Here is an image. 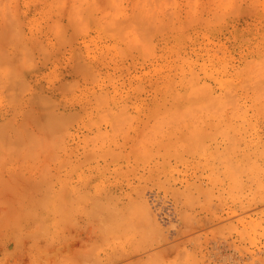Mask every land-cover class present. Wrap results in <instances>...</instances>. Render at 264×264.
Listing matches in <instances>:
<instances>
[{"label":"rangeland","instance_id":"1","mask_svg":"<svg viewBox=\"0 0 264 264\" xmlns=\"http://www.w3.org/2000/svg\"><path fill=\"white\" fill-rule=\"evenodd\" d=\"M0 112V264H264V0H0Z\"/></svg>","mask_w":264,"mask_h":264},{"label":"bare ground","instance_id":"2","mask_svg":"<svg viewBox=\"0 0 264 264\" xmlns=\"http://www.w3.org/2000/svg\"><path fill=\"white\" fill-rule=\"evenodd\" d=\"M145 14H147L146 11H145ZM176 96H177L176 99H175V97H174V99H175L176 101L178 100V101H179L178 103L181 104L182 101L184 100V98H183L181 95H179V96L176 95ZM180 96H181L182 99H183V100L180 99L181 101H180L179 99H177V98H181ZM171 99L174 100L172 97H171ZM189 99H190V98H189ZM208 99H209V98H208ZM208 99H206V101H207L206 103H207V104H209L210 102H213L212 100H209V101H208ZM208 102H209V103H208ZM182 104L185 105L184 101H183ZM184 105H181V106H184ZM189 105H190V106H189ZM189 105H188V103H187L186 106L183 107V108H186V109L188 108L189 110H191V109H192V108H191V107H192L191 105H193V104H190V103H189ZM177 106H178V105H177ZM188 106H189L191 109H190ZM193 106L195 107V105H193ZM194 107H193V108H194ZM183 108L180 107V109H181L182 111H185L186 109L183 110ZM196 108H199V109H200V107H196ZM202 108H203V107H202ZM188 109H187V110H188ZM172 110H175V112L177 113V116H176V117L181 116V117H179V118L182 119V115H183V114L181 115V114L179 113V111H178L179 109L176 110V107L174 108V106H173V109L171 108V111H172ZM181 110H180V111H181ZM192 110H193V109H192ZM192 110H191V113H192ZM195 110H197V109H195ZM171 111H170V114L168 115V116H170V117H169V120H170L169 125H170L171 129H175V126H176V125H174V122H176L175 119H177V118H175L174 116H175L176 113L173 111L175 114H174V113L171 114ZM188 112H190V111H188ZM193 112H194V111H193ZM196 112H198V111H195V113H196ZM0 113H1V114H4L5 112H4V113L0 112ZM191 113H189L188 116H190V115L192 116ZM1 114H0V115H1ZM193 114H194V113H193ZM185 115H187V112H186ZM194 115H195V114H194ZM183 116H184V115H183ZM2 117H3V116H2ZM186 117H187V116H186ZM186 117H183V118L186 119ZM189 118H190V117H189ZM180 119H178V120H180ZM178 120H177V125L179 124ZM187 120H188V118H187ZM181 121H182V120H181ZM185 121H186V120H185ZM182 122H184V120H183ZM176 129H177V128H176ZM194 129H195V128H194ZM47 152H48V151H47ZM47 154H48V153H47ZM46 156H47V155H46ZM20 158H22V157H20ZM41 158H42V157H41ZM41 158H39V159H41ZM42 159H43V158H42ZM18 231H19V230H18ZM34 232L36 233V231H34ZM37 232H38V231H37ZM15 233H16V232H15ZM15 233H14V234H15ZM25 233H27V231H26ZM7 234H8V233H7ZM10 234H11V233H10ZM18 236H19V235H18ZM24 236H25V235H24ZM31 236H32V235H31ZM31 236H30V238H31ZM36 236H37V235H36ZM41 236H42V235H41ZM69 236H70V235H69ZM45 237H46V236H45ZM87 237H88V235H87ZM32 238H33V237H32ZM32 238H31V239H32ZM38 238H39V237H38ZM38 238H37V239H38ZM67 238H68V237H67ZM90 238H91V237H90ZM14 239H15V236H14ZM14 239H13V240H14ZM19 239H20V238H19ZM42 239H43V237H42ZM72 239H73V238H72ZM77 239H78V238H77ZM80 240H81V239H80ZM15 241H16V240H15ZM17 241H19V240H17ZM17 241H16V242H17ZM33 241H34V243L36 242V241H35V238H34ZM33 241H32L31 243H33ZM76 241H77V240H76ZM78 241H79V240H78ZM31 243H30V244H31ZM36 243H37V242H36ZM3 244H4V242H3ZM30 244H29V245H30ZM70 244H71V243H70ZM74 244H75V243H74ZM33 245H34V244H33ZM22 246H23V245H22ZM31 246H32V244H31ZM68 246H70V245H67V246H65V247L68 248ZM20 247H21V246H20ZM32 247H33V246H32ZM6 248H7V247H6ZM52 248H53V247H52ZM58 248H59V247H58ZM77 248H78V247H76V249H77ZM11 249H12V248H11ZM20 249H21V248H20ZM47 250H48V249H47ZM70 250H71V249H70ZM6 251H7V249H6ZM22 251H23V250H22ZM26 251H27V250H26ZM29 251H31V250H30V247H29ZM29 251H28V252H24V253L32 254V253H29ZM33 251H34V250H33ZM55 251H56V250H55ZM71 251H73V250H71ZM2 252H4L3 249H2ZM31 252H32V251H31ZM56 252H57V251H56ZM61 252H63V251L61 250ZM75 252H76V251H75ZM77 252H78V250H77ZM77 252H76V254H77ZM87 252H88V250H87ZM0 253H1V252H0ZM5 253H6V252H5ZM10 253H11V252H10ZM6 254H7V253H6ZM22 254H23V253H22ZM34 254H35V253H33V256H34ZM53 254H55V252H54ZM87 254H88V253H87ZM4 255H5V254H4ZM23 255H24V254H23ZM51 255H52V254H51ZM88 255H90V253H89ZM118 255H119V254H118ZM120 255L123 256V254H120ZM124 255H125V254H124ZM1 256H2V255H1ZM5 256H6V255H5ZM11 256H12V255H11ZM26 256H27V255H26ZM28 256H29V255H28ZM54 256H55V255H54ZM122 256H121V258H123ZM21 257H22V255H21ZM21 257H20V258H21ZM90 257H91V255H90ZM110 257H111V260H113V261H115V259L117 260L118 258L120 259V257H116V255H115V256L113 255V256H110ZM112 257H114V259H112ZM115 257H116V258H115ZM7 258H8V256H7ZM9 258H10V256H9ZM29 258H30V257H29ZM31 258H33V257L31 256ZM91 258H92V257H91ZM108 258H109V257H108ZM17 259H18V258H17ZM88 260H89V257H88ZM108 260H110V259H107L106 262H107ZM111 260H110V262H112ZM86 261H87V260H86ZM91 262H92V259H91ZM91 262H90V264H91ZM15 263H16V262H15ZM88 263H89V262H88ZM103 263H104V262H103ZM103 263H102V264H103ZM107 263H108V262H107ZM98 264H99V263H98ZM100 264H101V263H100ZM104 264H106V263H104Z\"/></svg>","mask_w":264,"mask_h":264}]
</instances>
